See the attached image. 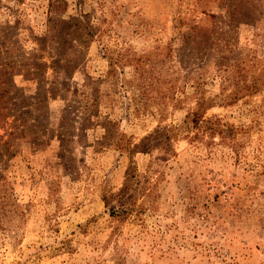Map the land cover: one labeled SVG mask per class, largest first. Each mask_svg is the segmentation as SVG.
Listing matches in <instances>:
<instances>
[{
  "label": "rangeland",
  "instance_id": "1",
  "mask_svg": "<svg viewBox=\"0 0 264 264\" xmlns=\"http://www.w3.org/2000/svg\"><path fill=\"white\" fill-rule=\"evenodd\" d=\"M167 46L175 92L142 88L132 58ZM0 47L26 120L0 108V264H264V0H0Z\"/></svg>",
  "mask_w": 264,
  "mask_h": 264
},
{
  "label": "trees",
  "instance_id": "2",
  "mask_svg": "<svg viewBox=\"0 0 264 264\" xmlns=\"http://www.w3.org/2000/svg\"><path fill=\"white\" fill-rule=\"evenodd\" d=\"M87 33H92V32L88 31ZM181 40H182L181 47L177 51V54L178 56H180V58L177 61L183 64L188 63L187 66L189 67V69H191L190 62H188V60L184 61L183 58L188 56L189 58L198 59L200 58V56H203V54L205 55L207 51V46L211 44L210 38L206 33L202 32V30L198 28L197 24L191 23L189 24L188 30L186 32H182ZM185 50L189 51V53L186 55L184 54ZM5 53L6 54L8 53L7 49L5 50ZM162 53H163V57H156V56L151 57L150 55L149 56L145 55V56H138L136 58H132L134 72L136 76H138L137 78H139L138 85L141 86L142 88L148 86L149 80L156 79L158 82L160 81V82L170 83V85L168 86V90L174 93L176 90V84L171 82L172 78H169L167 80L163 78V74H162L164 67L163 65L166 64L168 56L169 54H171V46H167V49ZM0 57H2L1 47H0ZM8 58H9L8 62L0 66V108L1 109L5 108L7 110L3 114L4 118L13 116L14 124H12V127L14 129H17L19 128L20 125H23L24 122L26 121L24 118L25 112L24 111L17 112V109L14 106H11L12 104L15 105V102H13L10 105L11 102L9 100L18 97V95H16V92H14L10 97L7 96L8 93L12 92L13 89H15L11 82L12 78H10V74L11 73L14 74L15 71L14 69L15 62L11 60L12 59L11 56H8ZM8 63L10 64V66L8 65ZM30 65L32 66V69L34 68L36 70V72H29L30 74H34V75L36 73L42 74V68L44 66L43 63H39L35 61ZM114 65L115 64L113 62L110 63V69L108 70V74H111L112 72L115 71ZM64 67L66 70H69L71 68L70 64L68 63L65 64ZM169 67L170 66H166V68ZM237 77H241V78H239L240 82L237 80H235L234 82V84L236 85L234 90L235 95L238 92H241L242 95H245L247 93L250 94L253 91H255V89L257 88V84L255 80L252 79V82H247L244 78V73L242 71L238 74V76H236V78ZM236 97L235 98L232 97L230 101H227V103L234 101ZM46 98H47V94L45 92H39V94L34 97L35 99L34 103H37L38 106H42L43 105L42 101L45 100ZM29 103L31 104L33 103V101L27 100V98H20L19 107H25ZM214 103L215 102L212 98H208L203 95L199 96L198 100L196 101L195 108L186 114V120H184L185 127L186 128H192L195 126L199 127L201 126V123L206 124L207 122H209L211 119H207V120L204 119V113L208 108L214 106L215 105ZM214 127H216V125L213 127L210 126L211 134L214 131H218L219 133L220 130H217L218 128L216 129ZM150 138L151 135L145 137L146 140ZM120 141H121L120 139L116 140V147L122 150V148L124 149V145L121 144ZM5 144H8V142L6 141ZM129 189H130L129 185L126 184L122 188V191L124 192L127 190L129 191Z\"/></svg>",
  "mask_w": 264,
  "mask_h": 264
}]
</instances>
